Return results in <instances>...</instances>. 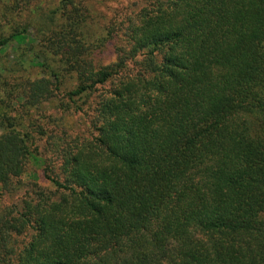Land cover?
I'll return each mask as SVG.
<instances>
[{
    "label": "trees",
    "instance_id": "1",
    "mask_svg": "<svg viewBox=\"0 0 264 264\" xmlns=\"http://www.w3.org/2000/svg\"><path fill=\"white\" fill-rule=\"evenodd\" d=\"M35 1L0 5L42 73L0 116V264H264V0H140L98 37L89 0Z\"/></svg>",
    "mask_w": 264,
    "mask_h": 264
},
{
    "label": "rangeland",
    "instance_id": "2",
    "mask_svg": "<svg viewBox=\"0 0 264 264\" xmlns=\"http://www.w3.org/2000/svg\"><path fill=\"white\" fill-rule=\"evenodd\" d=\"M7 1L8 0H0V5L6 3ZM39 2H42L40 6V13L46 14L50 11H54L58 7L60 0H39L38 2L35 1L30 5H36L35 8H37V4ZM88 3H90L91 5L92 12L94 14L93 17L97 15L100 20V25L95 24L94 31H92L97 35V37L100 35L99 29L105 22L112 21L119 16H127L128 21H130L137 14L140 8V0H89ZM5 21L6 20H1L0 22V33L2 31H7L10 28V26H7V28L3 30V27L6 25ZM28 31L30 41L27 42L26 45L22 44L20 46H16L14 42H11L0 52V100L5 101V105H9L7 108L4 107L2 110H0V116L7 113L10 116H18L17 114L20 113V110L17 105H20V103H16L14 101H12L11 103L8 94L10 92L15 93L16 91H24L25 86L28 83L34 82L38 78L42 77L41 69L36 67V64L33 62L34 51L32 50V47L36 45V42L34 41L36 29L34 27H30ZM5 35H8V33H6ZM125 37H127V35H125ZM120 39H116L115 44L113 45H104L101 49L95 48V50L92 51V56L90 57L93 65L96 67H100L112 64L115 61V52L119 47L125 50V52L129 51L131 49L130 44H127L126 40L122 39V41H120ZM123 43L127 44L126 47H123ZM50 101L51 100H48L46 103H44V105L40 106V111H43L45 115L53 113L50 109ZM54 115H56V113ZM65 115L66 114H64V117H62L61 119V125L67 126L68 129L73 128L74 133L72 134V136L77 135L78 137L80 135H86L87 127L85 123L87 122V120L85 118L83 119L79 116L71 117ZM28 167L29 172L27 171L28 173L24 175L22 180L23 183L36 182L37 179H40L41 177L39 175L40 170H38V168L34 166L33 163H30ZM23 192L24 190H22L21 193L13 196V198H20ZM14 201L6 197L2 198V200L0 201V216L3 213V209L6 206L12 205Z\"/></svg>",
    "mask_w": 264,
    "mask_h": 264
}]
</instances>
